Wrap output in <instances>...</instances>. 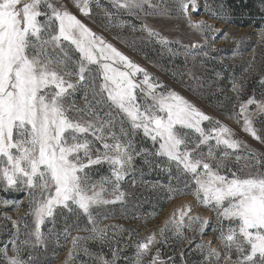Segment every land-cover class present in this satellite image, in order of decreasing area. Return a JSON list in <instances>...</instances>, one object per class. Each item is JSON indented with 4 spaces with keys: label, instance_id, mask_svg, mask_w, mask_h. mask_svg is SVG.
I'll return each instance as SVG.
<instances>
[{
    "label": "snow or ice",
    "instance_id": "1",
    "mask_svg": "<svg viewBox=\"0 0 264 264\" xmlns=\"http://www.w3.org/2000/svg\"><path fill=\"white\" fill-rule=\"evenodd\" d=\"M108 2L113 10L100 0H0V191L23 193L27 201L25 216L13 219L4 213L14 231L0 246V264H43L49 246L53 260L59 257L56 248L66 249L64 264H85L78 260L81 253L90 258L89 264H118L121 259L126 264H177V249L179 264H187L180 245L194 240L201 264H264V152L165 88L89 28L69 5L89 19L94 8L102 9L106 28L137 31L121 13L141 20L140 31L168 55H183L193 67L197 57L216 51L222 30L191 19L189 3L195 7V0ZM170 2L203 43L170 41L149 26L147 17L172 18ZM218 8L205 0L204 11L226 21L223 4ZM220 39H229V33L224 31ZM232 39V58L242 57L241 44L249 38ZM258 43L264 44V28ZM251 54L249 68L255 48ZM260 84L264 86V77ZM231 91L236 101L229 119L264 144V127L256 126L264 125V98L241 99L245 86L236 78ZM137 136L151 141L152 149L138 146ZM137 157L164 160L169 182L153 188L166 191V201L192 196L215 214L210 229L215 240L205 242L209 220L192 215V206L185 205L163 228L137 240L130 261L121 256L117 236L125 230L105 221L116 218L110 206L123 210L127 205L129 193L123 185L129 177L132 186L138 182ZM24 200L0 198V205L14 206L18 213ZM90 243L100 250H91ZM163 248H172L167 259Z\"/></svg>",
    "mask_w": 264,
    "mask_h": 264
},
{
    "label": "rangeland",
    "instance_id": "2",
    "mask_svg": "<svg viewBox=\"0 0 264 264\" xmlns=\"http://www.w3.org/2000/svg\"><path fill=\"white\" fill-rule=\"evenodd\" d=\"M208 2L217 11H220L218 5L223 4V10L227 13V18L226 21L211 18L204 11L205 0H195V7L189 3L188 14L194 22L203 20L214 28L222 30L217 35V42L214 45L216 51H212L209 57H197L195 67H193L191 61L185 64L183 55L175 57L168 55L160 44L148 37L147 33L140 31L141 20L121 13L120 18L128 21L130 25H135L137 31H132L128 26L124 28H106L108 18L103 15L102 9L94 8V15L89 19L82 16L71 4L69 7L89 28L98 35L103 36L118 50L145 68L165 88L182 95L207 115L231 127L238 138L245 140L253 148L264 152V144L244 133L239 124L229 119L236 101V94L231 91L233 78H236L245 86L241 99H247L252 95H255L257 99L264 98L261 95L264 93V86L260 84L261 78L264 77V44L258 43L259 30L264 28V0H208ZM100 3L103 7L113 10L108 0H100ZM169 7L172 8V18L147 17L145 19L149 26L159 31L161 35L170 41L179 40L181 44L203 43L202 37L188 26L183 14L178 12L176 5L170 2ZM224 31L229 33V39L227 40L220 39ZM232 37L236 39L249 38L241 44V49L244 52L242 57L232 58V50L236 48ZM171 46L176 49L180 48L178 44H172ZM253 48L256 49V59L249 68L248 62L252 59L251 50ZM201 61H203V65H201ZM188 69H191L192 75L188 74ZM217 73H219V76ZM241 77H243L242 80ZM77 102L80 106H83L82 99H78ZM208 124L209 122H204V126ZM256 126L258 128L264 127L259 123ZM137 140L139 142L138 146L152 149L151 141L142 138V136H137ZM135 164L138 169L136 173L138 182L135 186H132L130 184L131 177H129L123 185L124 190L129 193L127 205L123 210H121L120 205L110 206L116 209L113 213L116 218L105 221V224L118 225L125 230L117 236L120 241L119 246L123 249L122 257H127L130 261L135 253L134 245L137 240H143L153 232L163 228L165 220L169 219L174 211L185 205L192 206V215H199L209 220V228L205 230L204 234L205 242L208 239H216L215 233L210 230L214 223L215 214L213 212L199 206L192 196H182L166 201V191L153 188L154 184L166 185L169 182V172L166 170V164L162 158L149 157V161L145 162L142 157H137ZM141 173L142 183L139 182ZM0 198L24 200V194L0 191ZM161 208H163L162 212L159 211ZM26 212V200L21 204L18 213L14 210V206L5 207L0 205V246L10 239L11 232L14 231L11 221L4 219V213L12 216L13 219H19L25 216ZM157 212V215H153ZM133 216L136 218L133 219ZM27 219L30 222L31 218L27 217ZM57 227L62 228V225L58 224ZM81 235H84V233H81ZM195 242H198V240H194L191 245L187 243L180 245L181 248L185 249L187 264H201V254L194 250ZM88 246L93 251L100 250L96 244L90 243ZM67 247L70 248L71 245L69 244ZM51 252L52 246H49L48 253L45 254L47 258H42L43 264H64L67 258L65 248H56L59 257L55 260L52 259ZM103 252L108 258H111L108 248H104ZM170 254H172V248H163L165 259ZM176 258L177 264H179V249L176 251ZM78 260L84 261L85 264L90 262V258L82 253ZM118 264H126V262L121 259Z\"/></svg>",
    "mask_w": 264,
    "mask_h": 264
}]
</instances>
